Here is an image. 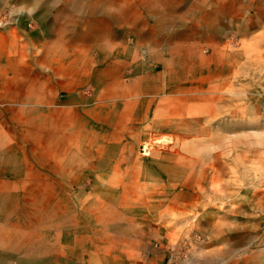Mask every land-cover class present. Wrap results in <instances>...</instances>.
Listing matches in <instances>:
<instances>
[{"label": "rangeland", "instance_id": "obj_1", "mask_svg": "<svg viewBox=\"0 0 264 264\" xmlns=\"http://www.w3.org/2000/svg\"><path fill=\"white\" fill-rule=\"evenodd\" d=\"M48 1L0 0V264H264V0Z\"/></svg>", "mask_w": 264, "mask_h": 264}, {"label": "bare ground", "instance_id": "obj_2", "mask_svg": "<svg viewBox=\"0 0 264 264\" xmlns=\"http://www.w3.org/2000/svg\"><path fill=\"white\" fill-rule=\"evenodd\" d=\"M50 1V0H49ZM49 1H48V3H49ZM56 1H58V0H56ZM156 1V0H155ZM163 1V0H162ZM146 2V1H145ZM22 3V2H21ZM161 3V2H160ZM262 3V2H261ZM157 4V3H156ZM214 5V4H213ZM49 6V5H48ZM50 6H52V5H50ZM229 9V8H228ZM263 9V8H262ZM259 12H260V9H259ZM263 13V12H262ZM46 14V13H45ZM44 14V15H45ZM256 14V13H255ZM122 15V14H121ZM262 15V14H261ZM260 15V16H261ZM256 16V15H255ZM47 17V16H46ZM112 18V17H111ZM72 21V20H71ZM249 24V23H248ZM242 27V26H241ZM244 29V28H243ZM263 29V28H262ZM191 75V74H190ZM120 77V76H119ZM150 77V76H149ZM148 77V78H149ZM146 78H147V76H146ZM150 79H151V77H150ZM153 79V78H152ZM119 80V79H118ZM113 82V81H112ZM112 82H110V83H112ZM155 82V81H154ZM125 89V88H124ZM128 91V90H127ZM126 91V92H127ZM156 91H158V90H156ZM106 92V91H105ZM132 93V92H131ZM157 93V92H156ZM159 93V92H158ZM123 95V94H122ZM121 95V96H122ZM170 99H171V97H169ZM175 112V111H174ZM173 113V112H172ZM173 115V114H172ZM177 116H179L178 114H177ZM177 121V120H176ZM175 122V121H174ZM178 122V121H177ZM171 128V127H170ZM172 130V129H171ZM185 135V134H184ZM180 148V147H179ZM8 195H0V206H3L4 205V202L8 199Z\"/></svg>", "mask_w": 264, "mask_h": 264}, {"label": "crops", "instance_id": "obj_3", "mask_svg": "<svg viewBox=\"0 0 264 264\" xmlns=\"http://www.w3.org/2000/svg\"><path fill=\"white\" fill-rule=\"evenodd\" d=\"M76 8H79L80 9V6L79 7H76ZM70 22H72V21H70ZM64 25H67L65 22H64ZM163 90H161L160 89V91L159 92H162ZM148 93V92H147ZM168 128H170V126L168 127ZM171 129V128H170Z\"/></svg>", "mask_w": 264, "mask_h": 264}]
</instances>
